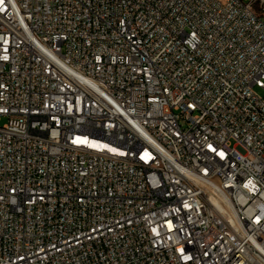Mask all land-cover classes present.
I'll list each match as a JSON object with an SVG mask.
<instances>
[{"label":"built area","instance_id":"obj_1","mask_svg":"<svg viewBox=\"0 0 264 264\" xmlns=\"http://www.w3.org/2000/svg\"><path fill=\"white\" fill-rule=\"evenodd\" d=\"M3 119L0 264H264V0H0Z\"/></svg>","mask_w":264,"mask_h":264},{"label":"rangeland","instance_id":"obj_2","mask_svg":"<svg viewBox=\"0 0 264 264\" xmlns=\"http://www.w3.org/2000/svg\"><path fill=\"white\" fill-rule=\"evenodd\" d=\"M5 121H6V119H3V121L0 123V125H2ZM184 126H187V124H184Z\"/></svg>","mask_w":264,"mask_h":264}]
</instances>
